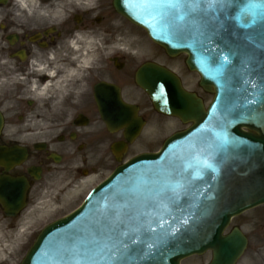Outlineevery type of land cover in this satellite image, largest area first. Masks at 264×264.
I'll return each instance as SVG.
<instances>
[{"label": "water", "instance_id": "95a60500", "mask_svg": "<svg viewBox=\"0 0 264 264\" xmlns=\"http://www.w3.org/2000/svg\"><path fill=\"white\" fill-rule=\"evenodd\" d=\"M252 4L264 9L260 0H230L223 15L180 21L151 0H113L120 15L170 56L187 53L188 68L213 98L204 109L176 75L142 65L135 80L153 107L192 124L159 152L117 166L79 207L45 226L19 264H180L207 249L210 264H234L245 239L221 233L233 216L264 203V15L246 23ZM223 55L229 63L218 71ZM113 124L138 126L128 116ZM203 160L212 167L203 168ZM124 232L119 239L127 249L101 260L96 242L111 246Z\"/></svg>", "mask_w": 264, "mask_h": 264}, {"label": "flooded vegetation", "instance_id": "af4514ba", "mask_svg": "<svg viewBox=\"0 0 264 264\" xmlns=\"http://www.w3.org/2000/svg\"><path fill=\"white\" fill-rule=\"evenodd\" d=\"M115 15L113 0H0V148L21 153L0 154V238L5 244L20 231L28 237L19 247L28 245L41 222L65 208L68 188L101 176L116 158L138 153H132L137 144L156 142L170 130L153 151L158 150L180 130V121L155 111L135 84L142 63L166 66L188 91L203 100L208 95L184 55L169 57L151 43L153 57L144 59L142 35L126 32L114 39ZM113 42L132 49L113 50ZM42 73L41 80L52 86L41 114L31 116L28 86ZM99 85L110 87L97 94ZM130 110L142 128L127 143L126 129L107 122L123 120ZM147 129L150 135H144ZM51 197L56 199L49 204ZM233 230L246 239L235 264H264V204L232 218L222 236ZM204 256L203 264H210L212 252Z\"/></svg>", "mask_w": 264, "mask_h": 264}, {"label": "rangeland", "instance_id": "374dc122", "mask_svg": "<svg viewBox=\"0 0 264 264\" xmlns=\"http://www.w3.org/2000/svg\"><path fill=\"white\" fill-rule=\"evenodd\" d=\"M114 17L115 18L113 20L112 28L115 29L116 31L111 32L112 34H114V33L116 34L114 39H118L121 35L125 34L126 32L135 33V35L138 37L140 35H142L144 38L143 33L141 31H137V28L128 24L126 21L122 20L120 17H118L116 15ZM112 44H113L112 47H114L113 50H118L117 48H115L116 42H113ZM120 46L123 47V50L125 49V47L123 45H117L116 47H120ZM143 50H144L143 51L144 52L143 58L153 57L152 55L154 53H151L150 51H148V49L145 46H143ZM160 59H162V57H160ZM39 85L41 86V83H36L35 86L33 87L32 92L29 91V93H28V98H30L33 101V103H32L33 108L31 109L32 112L29 113V114H31V116H33V115L36 116L37 114H41L42 108L45 105L46 98L48 97V94H49V93L48 94L43 93V95H41V96L36 95L35 88L36 87L38 88ZM28 88H29V86H28ZM209 98H210V95H207L206 99H209ZM149 129H152V132L155 131L154 128L151 126L149 127ZM172 130L173 129H171V131ZM152 132H149V130L147 129V131H145L144 135H150ZM168 133H170V130H166V131L160 133L158 135L156 142L152 143L151 141L145 140V142H143L142 144H139V145L137 144L136 147L132 150V153L135 151L145 150L147 148L155 149L160 144L162 138L164 136H166ZM108 174H109V171L105 172L100 177H94L91 180L83 181L81 183H78L77 186H73L72 189H68L65 193V198H64V199H67V196L69 197V199L67 200L68 202H67V205L65 206V208L61 212H59L58 214L49 215L46 220H43L41 222V225L44 224L45 221L46 222L51 221V220H53L59 216L65 215V214L69 213L71 210H73L77 205L80 204V202L84 199V197L89 192V190L92 187H94L100 180L105 178ZM18 241H19V239H17L16 243ZM1 249H3V250H1ZM7 251H9V250H7ZM7 251H6L5 247L2 245V242H0V261L2 260L3 257H7V255H9L7 253ZM24 253H25V249L17 251L16 255L14 257H12V260L10 262L8 260L10 258H8V257L6 258V261L8 260L9 264H15V262L17 264L22 259ZM204 259H205L204 255L193 256V257L186 259L183 262V264H203Z\"/></svg>", "mask_w": 264, "mask_h": 264}, {"label": "snow or ice", "instance_id": "6c2138e0", "mask_svg": "<svg viewBox=\"0 0 264 264\" xmlns=\"http://www.w3.org/2000/svg\"><path fill=\"white\" fill-rule=\"evenodd\" d=\"M154 4L162 5L167 14L175 17L176 20L185 21L194 19L197 16H216L218 13L223 15V10L227 9L230 0H151ZM261 5H264V0H260ZM264 15V9L257 10L256 5L252 4L247 11V22L255 23L256 17ZM211 51V49H209ZM212 63H216L217 61L208 57ZM229 63V56L223 55L219 61L218 71L223 69ZM250 86L255 89L258 87L257 83H252L251 81H246ZM260 86H264V79L260 81ZM249 103H256V100L253 99L249 101ZM202 164L203 168H211V164L208 163L207 160H203L199 162ZM191 167V165H189ZM200 173H196V178H199ZM151 231H155V229H150ZM120 235H128L127 232L120 233L116 236V242L112 243L111 246L109 244H104L101 246L99 242H96V250H98V255L101 260H115L118 259L117 253L121 249H127L128 243L119 239ZM131 239L132 243H137L135 239ZM152 247V245H149Z\"/></svg>", "mask_w": 264, "mask_h": 264}, {"label": "bare ground", "instance_id": "6f19581e", "mask_svg": "<svg viewBox=\"0 0 264 264\" xmlns=\"http://www.w3.org/2000/svg\"><path fill=\"white\" fill-rule=\"evenodd\" d=\"M36 83H38V82H36ZM36 83H34L32 86H31V90H33V87L35 86V84ZM56 83H57V81H56ZM55 83V84H56ZM55 84H53L54 86H53V89L54 90H58L59 89V87L58 86H55ZM59 85V84H58ZM52 85L50 84V83H48V82H44L43 84H41V86L39 85V87L37 88H35V90H36V95H39V96H41V95H43V93H46V91H49L50 90V87H51Z\"/></svg>", "mask_w": 264, "mask_h": 264}]
</instances>
